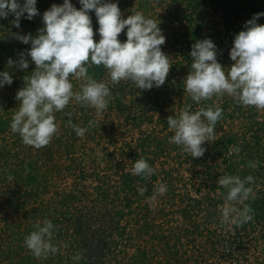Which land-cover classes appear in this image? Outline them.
<instances>
[{"label": "rangeland", "instance_id": "obj_1", "mask_svg": "<svg viewBox=\"0 0 264 264\" xmlns=\"http://www.w3.org/2000/svg\"><path fill=\"white\" fill-rule=\"evenodd\" d=\"M62 3L37 0L40 15L22 18L19 28L13 15L0 18V72L13 76L0 89V264H264V108L245 106L226 92L197 104L183 83L199 40L212 39L222 67L235 63L229 56L234 38L264 12V0H118L122 18L142 11L160 23L166 36L161 49L172 66L164 85L144 90L130 80L113 84L103 65H92L88 75L111 89L107 107L97 110L73 97L54 113L57 133L37 148L10 128L19 106L16 94L37 67L27 56L31 43L15 36H36L44 27L43 13ZM71 3L82 7L79 0ZM89 15L98 42L95 11ZM257 22L264 25V16ZM126 31L119 34L121 42ZM21 52L29 67H9V58L18 61ZM69 78L73 92L86 83ZM186 105L190 111L223 109L201 157L169 142L174 131L167 118ZM69 121L87 129L84 136ZM141 157L153 167L151 176L132 173ZM222 175L254 177L246 185L255 194L244 201L253 210L247 223L222 221L228 193L218 184ZM160 184L167 192L152 198ZM45 218L57 226L52 243L59 251L38 258L24 238Z\"/></svg>", "mask_w": 264, "mask_h": 264}, {"label": "clouds", "instance_id": "obj_2", "mask_svg": "<svg viewBox=\"0 0 264 264\" xmlns=\"http://www.w3.org/2000/svg\"><path fill=\"white\" fill-rule=\"evenodd\" d=\"M79 3L82 5L79 10L71 0H63L62 5L53 4L43 13L44 27L36 36L30 33H17L15 36L24 44L31 43L27 56L37 66L31 75L25 77L26 86L16 94L19 106L10 124L11 131L19 133L26 145L38 148L49 143L58 131L54 113L63 110L73 97L97 110L107 107L111 89L106 83L88 75V68L92 65H103L113 84L130 80L137 89L144 90L164 85L172 67L169 56L161 49L166 36L156 18L136 11L124 19L118 0H79ZM36 5L37 0H0V18L13 15L12 23L19 28L22 18L31 20L40 15ZM90 10L95 11L99 24L98 42L94 40ZM261 16L264 12L255 14L245 23V30L235 36L234 46L229 52L235 63L230 68L222 67L218 62L217 46L211 38L192 45L191 70L183 83L185 92L193 101L199 104L202 99L226 92L245 106L264 108V25L257 22ZM125 29L127 40L121 42L118 37ZM8 65L24 70L29 67V61L21 52L19 60L9 58ZM70 75L86 80L79 92H73ZM12 83L13 76L8 71L0 72V89ZM190 109L191 105H186L179 114L167 118L169 129L174 131L169 142L182 146V150L191 153L192 157H201L206 150L202 145L213 138L223 109L219 105L200 107L196 111ZM72 127L81 137L87 131L74 124ZM249 166L255 167L256 163L250 161ZM131 171L134 175L147 177L153 174L154 169L141 157L134 161ZM253 181L251 175L243 179L238 175L219 178V186L228 189L222 211L223 222L240 225L253 219L252 208L244 204L250 196L255 197L253 188L246 186ZM166 192L167 186L160 184L152 198ZM232 201L243 204V207L228 203ZM56 227L45 218L25 236L24 243L35 257L46 258L59 251L58 246L52 243ZM80 258L79 254L73 257L74 260Z\"/></svg>", "mask_w": 264, "mask_h": 264}]
</instances>
